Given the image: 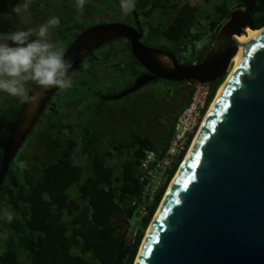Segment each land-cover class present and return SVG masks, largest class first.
<instances>
[{
	"label": "trees",
	"instance_id": "obj_1",
	"mask_svg": "<svg viewBox=\"0 0 264 264\" xmlns=\"http://www.w3.org/2000/svg\"><path fill=\"white\" fill-rule=\"evenodd\" d=\"M4 2L3 7L16 5L20 0ZM113 2L119 7V0ZM180 2L136 0L135 11L146 18L161 13L160 22L149 26L147 42L173 53L171 45L179 47L181 53L192 46L195 53V43L202 41L206 34L196 31V25L203 19L208 22L209 33H212L210 43L195 56L192 54L191 61L185 62L204 59L218 31L236 8H247L255 27L264 28V0H236L234 7L230 0H225L216 6L214 18L208 13L200 19L196 18L193 3L188 0L183 4ZM166 12L172 13L168 20L163 17ZM161 39L166 40V45H158ZM111 45L116 46V42ZM110 56L102 60L104 67L96 68L95 65L82 73L78 78L82 82L72 97L61 104L52 101L48 104L39 120V129L35 131L34 128L31 132H36L37 148L17 163L16 156L11 163L1 187L0 217L10 212L14 218L11 222L0 218V264H135L145 230L161 205L186 151L170 169L167 182L149 205L136 238L128 243L129 223L142 204L145 184L141 180V162L148 151L156 152L159 157L166 154L176 121L192 102L196 87L160 141L134 128L117 131L119 123L126 125L119 118L114 121L113 129L102 133L106 109L101 107L95 118L89 114L91 105L86 101L88 93L95 97L103 94L91 87L90 80L98 83L99 70L113 67ZM114 67L125 72L120 63ZM138 74L136 71L134 77ZM227 76L210 85L207 107L214 101ZM20 106L18 104L12 114L0 117V162ZM131 115L134 122L144 117L137 112ZM111 137L115 140L109 142ZM192 139L193 135L189 142ZM76 158L82 162H77ZM115 159L119 163L114 164Z\"/></svg>",
	"mask_w": 264,
	"mask_h": 264
},
{
	"label": "water",
	"instance_id": "obj_2",
	"mask_svg": "<svg viewBox=\"0 0 264 264\" xmlns=\"http://www.w3.org/2000/svg\"><path fill=\"white\" fill-rule=\"evenodd\" d=\"M258 30L239 7L218 31L199 63L180 64L174 53L152 48L143 31L111 22L84 31L65 51L77 69L99 48L119 39L151 74L114 99L164 79L197 86L221 80L247 28ZM253 35L211 108L144 239L136 264H264V28ZM82 49L86 55L81 56ZM35 88V86L33 87ZM59 89L38 105L23 103L0 163V194L11 163ZM31 95V92H30Z\"/></svg>",
	"mask_w": 264,
	"mask_h": 264
},
{
	"label": "flooded vegetation",
	"instance_id": "obj_3",
	"mask_svg": "<svg viewBox=\"0 0 264 264\" xmlns=\"http://www.w3.org/2000/svg\"><path fill=\"white\" fill-rule=\"evenodd\" d=\"M3 4H6L4 0H0V31L2 32H7L9 30H15V25L22 29L28 28V27L36 28L40 24L44 23L49 17L54 16V15L59 16L61 19V24L55 27L54 29H52V39L60 41L65 51L87 29L97 26V25L107 24L111 22L126 23L138 29H141L143 31V36H142L141 41L149 47L157 48L150 44L152 42L144 41L146 35L147 36L149 35V28H147V26L145 25L146 23L145 20H147L148 18L144 16H139L138 13L134 10L131 13L132 16L131 14L127 16H123L125 18L121 20L119 17V12H120L119 7H115L113 0H89V2L86 3L85 8L82 13L78 12L77 9L74 7V0H32V5L30 9L31 15L30 17H25L23 19L17 18L15 14L12 13V8L14 5L7 4L5 7H3ZM153 15L149 19H151ZM171 16H172V13L166 12L163 17L166 20H168L170 19ZM161 17L162 15L160 16V18ZM199 25L200 24L196 26H199ZM123 40H124L123 42H118V40L114 41L116 42V46H112L110 43V44H107L99 48L97 51H95L91 56H89L83 62L84 63L86 62L84 64L85 70H90L91 68L95 67V65H96V68L104 67V65L102 64V60L111 54H115L116 59L114 60V62L113 61L110 62V65L120 63L121 66L126 70L129 68H133L134 66H137L139 74L134 77L133 82L130 84V86L126 88L128 89L132 85L135 84V82L140 76L144 74H151V73L141 63L137 61V59L133 55L130 42L125 39ZM162 41H164L165 42L164 45H166L165 39H161V41L158 42V45L163 44L161 43ZM171 48L175 51L174 54L177 56V60L180 64H192V63L201 62L198 60H194L192 62L182 63L183 57H182V53L179 47L175 45H171ZM157 49H161V48H157ZM161 50H164V49H161ZM164 51H168V50H164ZM168 52H171V51H168ZM96 68H94V70ZM162 81H167V80L158 79V80L152 81L149 84L145 85L140 90H144L150 84H154L155 82L160 83ZM179 83L183 84L181 87H184L187 92L182 91L181 93H178V91H175L174 97L171 100H169L167 103H164L162 105H159V103H157L152 108L151 115L157 108H161V107L165 108V114H162V116L161 115L159 116L158 114L159 116L158 121L156 122L149 121L147 126L145 127V130L143 131L137 130L138 132L149 135V134H152L153 129H155L156 130L155 140L160 141L159 136H162L163 133L166 132L170 128L175 118V115L177 114L178 111L182 109V107L187 101V98L190 92L192 91L193 88H195V86L189 84L187 81L179 82ZM33 87L34 85L32 86V88ZM87 95L88 97H91L94 99H98V98L106 99L107 101L117 100V99H114L116 95L107 96V95L101 94L100 97H95L89 93ZM23 103L24 102H21L19 99H14V98L7 96V94L0 93V117L12 114L13 111L18 106V104L21 105L20 106V110H21ZM79 110H81V107L79 108ZM105 113L107 117L109 116V120L108 118H105L106 123L101 125L102 133H104V130H107L109 132L110 129H113L114 124H115L114 121L118 118L119 119L121 118L118 115L120 113L119 109H116V110L106 109ZM113 115H115V117H113ZM119 125L122 126L121 130L124 131L125 124L119 123ZM12 129L9 132L5 147L11 135ZM1 160H2V157H1Z\"/></svg>",
	"mask_w": 264,
	"mask_h": 264
},
{
	"label": "clouds",
	"instance_id": "obj_4",
	"mask_svg": "<svg viewBox=\"0 0 264 264\" xmlns=\"http://www.w3.org/2000/svg\"><path fill=\"white\" fill-rule=\"evenodd\" d=\"M88 2L74 0V7L82 13ZM31 5L32 0H20L12 13L20 19L30 17ZM135 8L136 0H119L123 16ZM60 24V17L54 15L36 28L22 29L15 25V30L0 31V93L38 105L53 89L69 90L74 86L75 61L66 56L60 41L52 39V29ZM86 51L82 49L80 55H86ZM0 218L11 222L14 217L5 212Z\"/></svg>",
	"mask_w": 264,
	"mask_h": 264
},
{
	"label": "rangeland",
	"instance_id": "obj_5",
	"mask_svg": "<svg viewBox=\"0 0 264 264\" xmlns=\"http://www.w3.org/2000/svg\"><path fill=\"white\" fill-rule=\"evenodd\" d=\"M186 1L187 0H181L180 3L183 4ZM224 1L225 0H188V2L193 3L192 5L195 8V15H196L197 19H200L202 16H204L208 13L211 14L212 17L214 18L215 14H216V6L222 4ZM230 5L232 7H234L236 5V0H230ZM160 16H161V13L156 12L151 19L148 18L147 20H145L146 21L145 25L147 26V28H149V26H156L160 22ZM119 17L121 20H123V18H125V17H123V15L120 12H119ZM196 31L206 33V34L203 36L202 41L195 43V53H194L192 46L188 47L187 52L182 53V57H183L182 63H185L186 60L191 61L192 60V54H194V56H195L197 54L196 52H200L203 49V47L208 45L211 41L212 33H209V25L205 19H203L201 21V24L199 26H196ZM148 39H149V35L148 36L146 35L144 41L147 42ZM161 43L164 44L165 42L162 41ZM150 44L152 46H154V43H150ZM110 59H112L111 62L112 61L114 62V60L116 59V55L111 54ZM84 64L81 67L77 68V71H76L75 76H74V86L69 90H59L56 93V95L54 96L52 102H58L61 104V101L63 102L64 100H67L68 98H70L74 95L73 93H75L76 88L79 87L81 84L80 82H82V80H80L78 78L82 75L83 72L87 71L84 69ZM232 67H233V65L231 66V68ZM231 68L229 70V73L231 71ZM102 70H103V68L99 70V72H101L99 74V76L97 75L96 81L98 83H96L95 80L94 81L90 80L91 81L90 85L92 88L102 91V93L104 95H107V96L117 95V94L122 93L133 82L134 74L136 71H138L137 66H134L133 68H129L127 70L124 69L125 72L121 73V71H119L116 67H114V65H113V67L111 66V68H108L104 71H102ZM229 73H228V75H229ZM182 85L183 84H181V83L177 84V83L172 82V81H162L160 83L150 84L144 90H139L138 92H135L129 96H126L124 98L117 99V100L104 101L103 99H99V98L94 99V98L89 97V99H87V103L91 105V106L89 105L91 107L90 108L91 110H89L88 112L90 115L93 114L92 116L97 118L98 117V110L101 107H104L105 109H110V110L119 109L120 113L118 115L121 117L120 119H123V121L126 123L125 130L130 129V128H134L138 131H143V130H145V127L147 126L149 121L156 122V121H158V117L160 115L162 116V114H165V108L161 107V108H157L153 112V114L151 115L152 108L157 103H159V105L167 103L169 100H171L174 97L175 91H178V93H181L182 91L187 92L184 87H181ZM198 90H200V89L198 87H196L194 94ZM217 94H218V92H217ZM217 94H216V97H217ZM211 105L209 106V108L211 107ZM209 108H208V110H209ZM208 110L206 111V114H207ZM132 112H137L139 115L141 114V116H144L143 119L142 120L139 119L137 122H134L133 116L131 115ZM158 114H159V116H158ZM206 114H205V116H206ZM205 116H204V118H205ZM113 117H115V116H113ZM106 118H108V120H109V116L108 117L106 116ZM204 118H203V120H204ZM39 127H40V123H38L37 126L35 127V131H37L39 129ZM121 128H122V126L120 125L119 128L117 129V131H120ZM155 131L156 130L153 129V133L149 134L153 139L156 138V134H155L156 132ZM198 131H199V129H198ZM197 132H196L194 138L192 139L190 145L188 146V149L186 150L185 157H184L182 163L184 162V160H185V158H186V156H187V154H188V152H189V150H190V148L194 142V139L197 135ZM104 133L106 134V133H108V131L104 130ZM161 138L162 137L159 136V140H161ZM112 140H115V138L111 137L108 139L109 142ZM36 148H37V138H36V132H35L33 134H30L29 137L27 138V140L25 141V143L23 144V146L20 149V152H19V154L15 160V163L19 162V160H22L21 158L24 155L29 154L31 152H34ZM76 161L82 162L78 158H76ZM113 163L114 164L119 163V160L115 159V160H113ZM182 163H181V165H182ZM173 179L169 183L167 191L169 189V186L173 182ZM167 191H166V193H167ZM166 193H165V195H166ZM160 207H161V205L159 206L157 212L159 211ZM157 212H156V214H157ZM142 218H143L142 215L138 212L131 219V221L129 223L128 233H127V242L128 243H132L134 241V239L136 238V236L139 232V229L141 227ZM154 218H155V216H154ZM154 218H153V220H154ZM153 220H152V222H153ZM152 222L150 223L148 228L145 230L144 239L147 236V233L150 229ZM144 239L142 241L141 247L143 245ZM141 247H140V250H141ZM140 250H139V252H140ZM138 255H139V253H138ZM138 255H137V257H138ZM136 261H137V258L135 260V264H136Z\"/></svg>",
	"mask_w": 264,
	"mask_h": 264
},
{
	"label": "built area",
	"instance_id": "obj_6",
	"mask_svg": "<svg viewBox=\"0 0 264 264\" xmlns=\"http://www.w3.org/2000/svg\"><path fill=\"white\" fill-rule=\"evenodd\" d=\"M198 90L192 102L179 115L174 136L172 137L166 154L159 157L156 152L148 151L142 160L140 170L141 180L145 184L142 192V204L139 213L143 216L149 212V205L169 178L170 169L177 163L181 154L188 149L190 137L198 131L206 114L210 86H197ZM202 89V90H201ZM206 110V111H205ZM205 111V112H204Z\"/></svg>",
	"mask_w": 264,
	"mask_h": 264
},
{
	"label": "bare ground",
	"instance_id": "obj_7",
	"mask_svg": "<svg viewBox=\"0 0 264 264\" xmlns=\"http://www.w3.org/2000/svg\"><path fill=\"white\" fill-rule=\"evenodd\" d=\"M225 22H226V21H225ZM260 30H263V29L252 30L251 28L248 27V28L244 31V33L239 37V41H238L237 44H236V48H234V50H233V63H232L233 67L231 68V71H230L229 75L227 76L225 82H224L223 85L220 87V89H219V91H218V94H217V97H216L215 100L213 101V103H212L211 107L209 108V110H208V112H207V114H206L204 120L202 121V124H201V126H200V128H199V131H200V129H201V127H202L204 121L206 120V118H207V116H208V114H209L211 108L213 107L214 103L216 102L218 96L220 95V93L222 92L223 88H224L225 85L227 84V82H228V80H229V78H230V76H231L232 71L234 70V68L236 67V65L240 62V60H241V53H242V51H244V48H245V45H246L247 41H248L253 35H255L258 31H260ZM199 131L197 132V135H196V137H195V139H194V142H195V140H196V138H197V136H198V134H199ZM194 142H193V144H194ZM193 144H192V146H193ZM192 146H191V148H192ZM191 148H190V150H191ZM190 150H189V152H190ZM189 152H188V154H189ZM188 154H187V156H188ZM187 156H186V158H187ZM182 164H183V163H182ZM173 182H174V179H173ZM173 182H172L171 185L169 186L168 191L170 190V188H171ZM161 206H162V204H161ZM160 208H161V207H160ZM159 210H160V209H159ZM157 213H158V212H157ZM155 218H156V217H155ZM155 218H154V220H153V222H152V224H151V226H150V229H149L148 233H149L150 230H151V227H152V225H153V223H154V221H155ZM148 233H147V235H148ZM146 237H147V236H146ZM137 262H138V258H137Z\"/></svg>",
	"mask_w": 264,
	"mask_h": 264
}]
</instances>
